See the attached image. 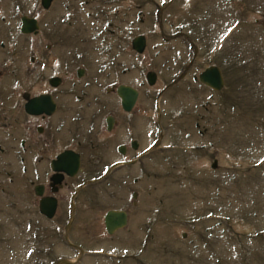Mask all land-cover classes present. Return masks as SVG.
<instances>
[{
	"label": "flooded vegetation",
	"instance_id": "flooded-vegetation-1",
	"mask_svg": "<svg viewBox=\"0 0 264 264\" xmlns=\"http://www.w3.org/2000/svg\"><path fill=\"white\" fill-rule=\"evenodd\" d=\"M127 1L80 0L85 11L75 15L59 0H33L37 13L18 12L15 22L0 10V213L18 208L43 234L51 227L69 233L77 218L79 233L100 228L101 219L105 228L110 210L125 212L124 227L134 213L139 222L146 169L187 170L188 161L167 151L147 113L161 114L163 97L190 96L175 110L181 139L191 140L193 124L199 135L208 131L218 91L200 75L217 65L166 14L153 16L163 8L158 0H142L133 10L124 9ZM175 38L183 42L162 48ZM149 40L158 44L149 48ZM160 74L176 88L172 95L168 87L153 89Z\"/></svg>",
	"mask_w": 264,
	"mask_h": 264
},
{
	"label": "rangeland",
	"instance_id": "rangeland-1",
	"mask_svg": "<svg viewBox=\"0 0 264 264\" xmlns=\"http://www.w3.org/2000/svg\"><path fill=\"white\" fill-rule=\"evenodd\" d=\"M32 1L19 0L29 2L24 7L0 0V10H9L7 16L15 22L18 12L37 13ZM78 1L59 0L65 11L81 15L85 10ZM158 2L163 8L151 12L153 16L166 14L169 24L184 28L224 76L223 87L215 90L220 104L216 98L209 103L208 131L203 135L193 124L191 140L184 141L175 129V110L190 102L186 92L163 97L161 114L147 111L156 134L161 130L165 136L162 144L188 161L187 170L147 168L139 222L134 213L131 222L113 234L106 232L102 219L99 230L79 233V218L69 233L51 227L43 234L30 228L18 208H3L0 264H264V0ZM141 3L128 0L124 9ZM72 21L66 19V25ZM181 42L183 38L163 41L162 48ZM153 44L158 41L149 40V48ZM181 47L191 49L188 43ZM124 50H131L130 43ZM162 77L153 89L168 87L166 93L172 95L176 88ZM144 98L149 99L148 92Z\"/></svg>",
	"mask_w": 264,
	"mask_h": 264
},
{
	"label": "water",
	"instance_id": "water-1",
	"mask_svg": "<svg viewBox=\"0 0 264 264\" xmlns=\"http://www.w3.org/2000/svg\"><path fill=\"white\" fill-rule=\"evenodd\" d=\"M24 25H29V22L24 20ZM33 25V24H32ZM26 31V30H25ZM200 80L211 87L212 89L219 90L223 86V80L219 69L215 65L207 67L200 75ZM152 83V81L150 82ZM216 167V162L212 165V168ZM52 216V212L48 214V217ZM126 214L123 211L110 210L105 215V228L108 234H113L117 229L123 228L126 225ZM71 264V263H67Z\"/></svg>",
	"mask_w": 264,
	"mask_h": 264
}]
</instances>
